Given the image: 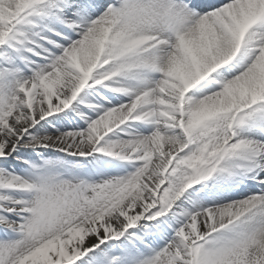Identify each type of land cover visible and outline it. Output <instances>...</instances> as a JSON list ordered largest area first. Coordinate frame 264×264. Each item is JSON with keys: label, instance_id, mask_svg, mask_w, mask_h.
<instances>
[{"label": "snow or ice", "instance_id": "6c2138e0", "mask_svg": "<svg viewBox=\"0 0 264 264\" xmlns=\"http://www.w3.org/2000/svg\"><path fill=\"white\" fill-rule=\"evenodd\" d=\"M0 264H264V0H0Z\"/></svg>", "mask_w": 264, "mask_h": 264}]
</instances>
